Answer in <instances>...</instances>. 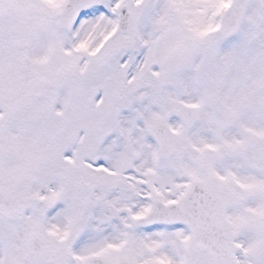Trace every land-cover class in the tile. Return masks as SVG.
I'll return each instance as SVG.
<instances>
[{
	"label": "snow or ice",
	"instance_id": "snow-or-ice-1",
	"mask_svg": "<svg viewBox=\"0 0 264 264\" xmlns=\"http://www.w3.org/2000/svg\"><path fill=\"white\" fill-rule=\"evenodd\" d=\"M0 264H264V0H0Z\"/></svg>",
	"mask_w": 264,
	"mask_h": 264
}]
</instances>
